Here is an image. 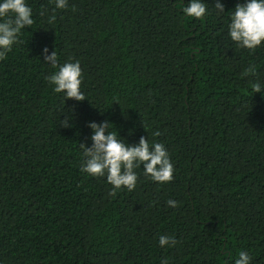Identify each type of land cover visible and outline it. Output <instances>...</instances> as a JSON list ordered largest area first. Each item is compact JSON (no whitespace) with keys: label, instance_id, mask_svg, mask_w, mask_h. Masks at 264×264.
<instances>
[{"label":"trees","instance_id":"trees-1","mask_svg":"<svg viewBox=\"0 0 264 264\" xmlns=\"http://www.w3.org/2000/svg\"><path fill=\"white\" fill-rule=\"evenodd\" d=\"M25 2L34 23L0 60V264H235L242 251L264 264V43L229 36L247 0H201L202 19L190 0ZM44 48L79 61L86 100L53 91ZM103 121L128 145L163 144L172 181L141 166L110 196L81 172L88 124Z\"/></svg>","mask_w":264,"mask_h":264},{"label":"clouds","instance_id":"clouds-1","mask_svg":"<svg viewBox=\"0 0 264 264\" xmlns=\"http://www.w3.org/2000/svg\"><path fill=\"white\" fill-rule=\"evenodd\" d=\"M67 7V0H55V9ZM215 8L224 12V5L219 0ZM183 12L196 19H202L207 15L206 5L201 0H190L188 6L183 8ZM230 19L229 36L238 47L252 53L264 43V0H247L244 4H237ZM33 23L32 10L25 0H0V60L6 59L13 45L23 43L19 40L21 30L30 28ZM43 53L44 62L50 64L52 68H58L57 72L47 77L49 83L54 85L53 91L64 93L65 99L77 102L86 100L81 91L82 70L79 61L59 65L55 51L48 54V49L44 48ZM255 74L254 65L245 69L244 75ZM252 91L261 92L259 82L252 84ZM60 123L63 127H70L67 118ZM110 126L112 125L108 121L88 124L92 130L90 137L92 144L91 147L80 144L85 157L81 172L92 177H106V181L112 185L110 196H115L122 187L128 191L134 190L138 180L135 169L141 166L144 174L154 182L163 184L172 181L174 167L163 144L150 145L148 139L141 136L138 144L128 145L122 139H117L116 131H109ZM159 135L158 131L153 133V136ZM166 203L169 207H178L177 201L170 199ZM176 243V239L171 236L159 237L161 247H174ZM250 260L251 257L242 251L235 264H250ZM162 264L167 262L162 261Z\"/></svg>","mask_w":264,"mask_h":264}]
</instances>
